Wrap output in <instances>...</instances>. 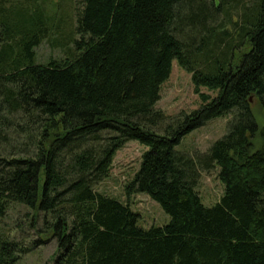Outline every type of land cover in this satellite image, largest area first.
<instances>
[{
  "label": "trees",
  "instance_id": "1",
  "mask_svg": "<svg viewBox=\"0 0 264 264\" xmlns=\"http://www.w3.org/2000/svg\"><path fill=\"white\" fill-rule=\"evenodd\" d=\"M64 16L0 0V264L33 249L3 229L14 203L56 239L57 264H264V0H81L71 30ZM52 29L73 46L38 62ZM174 60L202 103L169 117L155 104ZM228 115L207 151L176 150ZM132 139L148 149L126 192L160 203L163 225L95 188ZM217 166L225 191L207 206L197 186Z\"/></svg>",
  "mask_w": 264,
  "mask_h": 264
},
{
  "label": "rangeland",
  "instance_id": "2",
  "mask_svg": "<svg viewBox=\"0 0 264 264\" xmlns=\"http://www.w3.org/2000/svg\"><path fill=\"white\" fill-rule=\"evenodd\" d=\"M42 6L46 13L59 21L60 15L65 14L68 24L65 29L71 30L75 24V7L81 4V0H29ZM48 39L36 47V59L38 62H46L50 58L66 57L72 42L65 39L58 30L52 29ZM201 90L212 96L215 92L207 87ZM202 99L194 90L192 75L180 66L177 60L173 62L171 75L161 88V98L155 104L156 108L162 109L167 116L173 117L181 112L190 113L198 108ZM253 111L260 126L264 125V108L257 99H254ZM231 116L214 117L206 124L195 128L186 134L181 142L176 145V150L195 156L205 152L228 130V121ZM148 146L136 139L129 140L120 148L114 158L109 177L99 182L96 190L115 196L122 201L129 202L134 211L139 214L138 225L150 227L163 225L170 220V215L165 212L160 203L152 199L147 193H134L128 195L126 187L138 170L143 153ZM220 168L217 166L210 171H203L197 186L202 201L207 206L216 204L225 191V184L218 176ZM34 213L22 204H12L3 220V229L11 237L17 239L24 249L32 247L30 251L22 254L19 264H57L56 239L49 238L42 243L43 237L40 229L42 220L36 219ZM38 220V221H37ZM34 246V247H33Z\"/></svg>",
  "mask_w": 264,
  "mask_h": 264
}]
</instances>
